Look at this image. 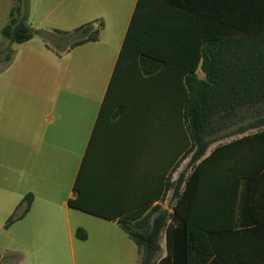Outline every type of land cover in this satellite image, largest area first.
I'll list each match as a JSON object with an SVG mask.
<instances>
[{
  "label": "trees",
  "instance_id": "1",
  "mask_svg": "<svg viewBox=\"0 0 264 264\" xmlns=\"http://www.w3.org/2000/svg\"><path fill=\"white\" fill-rule=\"evenodd\" d=\"M18 1L0 31L9 44L6 62L11 44L43 34L28 22V0ZM100 27L61 33L79 32L70 44L76 46L95 41ZM117 105L123 114L149 108L154 118V194L134 204L109 197L130 190L148 170L89 171L85 156L68 205L117 221L138 246V264H264V0H137L96 124ZM248 118L234 133L255 131L211 147L226 137L217 135L223 129ZM139 136L147 145V134ZM130 157L123 155V165ZM170 190L172 212L153 205ZM31 201L25 195L17 205L25 203L23 211L4 226ZM162 233L166 255L157 261ZM76 235L86 238L82 228Z\"/></svg>",
  "mask_w": 264,
  "mask_h": 264
},
{
  "label": "crops",
  "instance_id": "2",
  "mask_svg": "<svg viewBox=\"0 0 264 264\" xmlns=\"http://www.w3.org/2000/svg\"><path fill=\"white\" fill-rule=\"evenodd\" d=\"M136 1L28 0V22L35 27V18H41L38 26L51 40L34 35L11 44V59L0 70V264H138V246L117 221L68 205L85 156L89 171L148 170L146 180L138 176L130 190L109 197L134 204L154 194L149 108L123 114L117 105L110 119L96 124ZM10 7L11 0L0 31ZM99 23L97 39L80 45L70 46L61 33ZM50 28H57V36ZM2 44L7 42L0 37ZM141 131L147 145L142 137L140 146ZM124 154L131 155L128 165ZM27 194L29 210L5 227L14 211H23L25 203L17 205ZM156 203L162 205L153 199ZM78 228L85 239L77 237ZM161 236L157 261L166 255L165 233Z\"/></svg>",
  "mask_w": 264,
  "mask_h": 264
},
{
  "label": "rangeland",
  "instance_id": "3",
  "mask_svg": "<svg viewBox=\"0 0 264 264\" xmlns=\"http://www.w3.org/2000/svg\"><path fill=\"white\" fill-rule=\"evenodd\" d=\"M9 1L10 0H0V25H1V23H4L3 21V18L6 16V14H7V11H8V7H9ZM82 2V1H81ZM23 3V2H22ZM21 3V4H22ZM20 4V5H21ZM17 5H19V1L18 0H11V7H10V9H9V11L11 10V8H13V7H15V6H17ZM76 6H78V4H76ZM83 13V12H82ZM14 16H16L17 15V13L16 12H14V14H13ZM52 16H54V14L52 15V14H50V19H52ZM9 12H8V15H7V21H6V23L9 21ZM55 17V16H54ZM82 17L83 16H81L80 17V19H82ZM41 20V18H38V17H36L35 18V22H34V24L37 26H35V27H33L34 29H36V30H42L43 28H41V27H39L38 26V22ZM5 23V24H6ZM48 23V22H47ZM47 23H45L44 25H47ZM100 24V23H99ZM58 25H62V24H60V22H59V24ZM96 25H98V24H96ZM68 26H70V24L69 23H67L64 27H68ZM94 28H98V26H95ZM55 29H57V28H50V30L52 31L51 33H50V35L52 34V35H54V36H57V32L55 31ZM65 30H68V31H70V32H72V29L71 28H66ZM43 31V34H35V35H39L40 37H42V38H44V39H50L49 37H48V34H49V32H47L45 29L44 30H42ZM45 32V33H44ZM79 33V32H78ZM75 34L74 36H67L66 38H67V40H66V42L67 43H72V41H74L76 38H78V35L79 34ZM63 34V33H62ZM64 35V34H63ZM0 37H1V34H0ZM51 40V39H50ZM8 49H9V44H2V45H0V70L4 67V65L7 63L6 61H5V56H6V54L8 53ZM199 73V76H201L202 77V73L199 71L198 72ZM250 121H251V119H245V120H243V119H239V122H237V123H234V124H232V125H230L228 128H225V129H223V131H221L219 134H217V135H224V136H226V137H224L222 140H220V141H218V142H215L211 147H213L214 145H216V144H218V143H224V142H227V141H229V140H232V139H234V138H237V137H239V136H242V135H244V134H247V133H251V132H253V131H255L256 129H248L245 133H234L238 128H240V127H243V126H246L248 123H250ZM187 162H188V159H186L185 161H183L181 164H180V166L177 168V170L173 173V175H172V180L174 181L175 180V178L178 176V174L182 171V170H184L185 168H186V166H187ZM173 203H174V199L172 198V190H170V191H168V193L166 194V197L164 198V200H162V205H161V207L162 208H165V209H167L169 212H172V205H173ZM0 238H1V233H0ZM163 243H164V239H163V236H161V238H160V245H163ZM1 242H0V249H1ZM161 249H162V247H161ZM160 249V250H161ZM160 253V251L158 252V254Z\"/></svg>",
  "mask_w": 264,
  "mask_h": 264
},
{
  "label": "built area",
  "instance_id": "4",
  "mask_svg": "<svg viewBox=\"0 0 264 264\" xmlns=\"http://www.w3.org/2000/svg\"><path fill=\"white\" fill-rule=\"evenodd\" d=\"M96 26H98V25H96Z\"/></svg>",
  "mask_w": 264,
  "mask_h": 264
}]
</instances>
